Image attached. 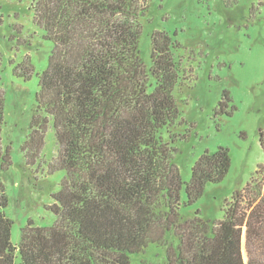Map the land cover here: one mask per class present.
Here are the masks:
<instances>
[{"label":"trees","instance_id":"16d2710c","mask_svg":"<svg viewBox=\"0 0 264 264\" xmlns=\"http://www.w3.org/2000/svg\"><path fill=\"white\" fill-rule=\"evenodd\" d=\"M32 7L33 22L53 50L38 75L35 115L22 152L28 168H40L52 129L57 152L46 164L48 174L63 171L65 178L48 207L55 223L30 220L18 246L0 185V264H131V256L150 245L167 248L165 264H264V164L226 202L223 220L181 214L182 191L183 204L193 205L209 184L225 179L232 157L224 147L206 151L184 183L176 150L162 136L180 118L173 95L179 45L155 31L151 67L143 63L139 44L148 1L32 0ZM15 70L26 78L32 71ZM226 101L224 94L221 108ZM4 123L0 89V168L7 171L12 161L2 146Z\"/></svg>","mask_w":264,"mask_h":264},{"label":"rangeland","instance_id":"374dc122","mask_svg":"<svg viewBox=\"0 0 264 264\" xmlns=\"http://www.w3.org/2000/svg\"><path fill=\"white\" fill-rule=\"evenodd\" d=\"M147 1L139 44L143 63L151 67L153 32L164 31L179 45L174 58L180 78L173 95L180 118L162 136L176 150L175 163L184 183L190 182L193 166L206 151L224 147L232 157L225 179L209 184L193 205L183 204L182 191L184 218L200 212L204 221L215 223L224 219L226 202L264 164V0ZM33 19L32 0H0V89L5 107L1 137L12 161L7 171L0 168V185L9 200L5 213L14 222L15 246L30 220L37 226L55 223L48 207L65 178L63 171L48 174L46 164L57 152L52 129L40 168H28L22 152L35 115L38 75L47 69L53 50ZM17 67L32 69L29 78L16 75ZM224 94L229 101L221 108ZM168 241L179 243L173 235ZM166 253V247L150 245L132 255L131 264H165ZM243 256L248 262L245 231Z\"/></svg>","mask_w":264,"mask_h":264}]
</instances>
